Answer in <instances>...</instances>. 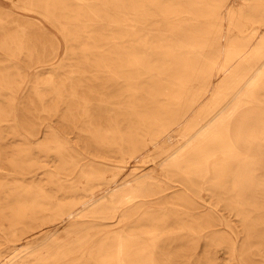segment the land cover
<instances>
[{"label":"bare ground","instance_id":"obj_1","mask_svg":"<svg viewBox=\"0 0 264 264\" xmlns=\"http://www.w3.org/2000/svg\"><path fill=\"white\" fill-rule=\"evenodd\" d=\"M9 1L0 264H264V0Z\"/></svg>","mask_w":264,"mask_h":264},{"label":"rangeland","instance_id":"obj_2","mask_svg":"<svg viewBox=\"0 0 264 264\" xmlns=\"http://www.w3.org/2000/svg\"><path fill=\"white\" fill-rule=\"evenodd\" d=\"M0 4L4 7L5 10L10 11V10L12 9V8H11V3H10L9 0H0ZM42 24L45 26V29H46L48 32H51V33H52L53 36L56 35L55 30H54V29H53L48 23L42 21ZM205 196H206V193L203 192V197L206 198ZM221 259H222L224 262H226L227 264H234V262H228V261H227V260H228L227 257H222Z\"/></svg>","mask_w":264,"mask_h":264}]
</instances>
